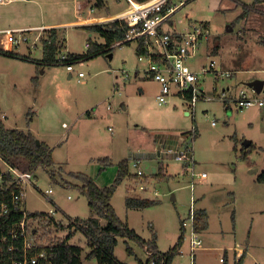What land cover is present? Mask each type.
Wrapping results in <instances>:
<instances>
[{
  "label": "rangeland",
  "instance_id": "374dc122",
  "mask_svg": "<svg viewBox=\"0 0 264 264\" xmlns=\"http://www.w3.org/2000/svg\"><path fill=\"white\" fill-rule=\"evenodd\" d=\"M33 1L14 0L0 5V29L73 23L84 19L90 9L94 10L92 18L107 15L105 9L97 7V0ZM84 2L87 5H82ZM109 4L110 13L128 6L126 1L109 0ZM252 4L253 0H171V5L178 8L165 28L183 32L195 24L208 26L210 39L202 43L190 65L198 70L214 60L217 67L222 66L233 75L216 80L209 74L204 80L208 87L214 85L218 91L230 87L233 96L246 90L249 95L264 99V89L257 94L247 86L256 80L264 81V5H255L243 16L244 7ZM27 30L30 41L19 46L13 40L23 33H0V48L12 49L16 54L0 53V119L5 120L7 128L31 131L49 145L55 163L50 170L57 178V182L51 179L50 170H34L36 187H29L24 202L28 212L49 213L56 209L55 222L66 227L68 217H93L80 190L82 182L70 173L86 174L98 186L111 187L120 162L127 159L129 175L116 186L112 205L119 218L143 239L151 240L155 233L159 250L169 251L182 234V221L188 217L194 198L196 210L208 213V228L200 232L204 249L196 253L193 264H221L225 253L230 264H236L243 253L241 264H264V182L258 181L264 174V107L236 110L226 109L218 101H200L195 113L186 117L180 98H172L168 105L158 104L160 85L145 76L143 70L147 66L139 62L135 41L114 44L107 53L82 59L74 64V72H69L63 63L42 64V44L34 42L35 36L42 33L44 37L46 33ZM59 30L66 38L62 53L86 55L88 43L101 44L103 40L96 33L91 37L92 32L85 25L61 26ZM216 46L218 51L214 54ZM79 72L84 74L81 79ZM172 103L179 105L175 108ZM161 131L170 138L179 131H194L197 137L190 144L187 137H179L175 144L165 136L155 145L154 138ZM247 141L252 142L253 149L243 158ZM185 142L196 162L195 171L209 176L204 182L196 178L193 189L189 175H179L182 165L167 154V149H181ZM135 156L141 158L139 168L150 180L142 182L149 183L148 190L138 189L136 180L140 178H135L132 162ZM14 164L29 169L23 159ZM153 167L158 172L154 173ZM49 189L53 191V201L44 194ZM128 197L156 200L158 204L128 209ZM100 221L107 224L105 219ZM45 227L36 238H42L41 243L68 235V230L54 225L46 228L50 231L47 234ZM69 244L83 248V264H98L96 259L87 257L91 249L82 232ZM182 249L184 254L177 255L174 264H192L186 241ZM240 249L237 257L236 250ZM115 256L124 264H140L139 260L148 258L136 241L125 238L118 239Z\"/></svg>",
  "mask_w": 264,
  "mask_h": 264
},
{
  "label": "built area",
  "instance_id": "2783aa9c",
  "mask_svg": "<svg viewBox=\"0 0 264 264\" xmlns=\"http://www.w3.org/2000/svg\"><path fill=\"white\" fill-rule=\"evenodd\" d=\"M116 1L120 2L122 0ZM124 1L129 4L127 11L110 21L127 20L129 23L136 25L127 33L125 39L116 45L135 41L138 46L144 48V53H137L138 59L139 62L147 66L143 70L145 76L160 85V92L157 95V102L160 106L168 105L172 98H180L190 112H195L196 106L200 101H218L224 104L226 109L234 108L236 110L264 107V99L249 95L246 90H240L233 96L230 94V87L220 91L214 85L208 87L204 80L209 74H212L216 80L233 75V73L226 70L223 71L220 67H217L216 61L213 60L208 65L199 66L198 70L190 65L189 61L196 58L202 43L210 36L208 26L195 24L183 32L176 29L168 30L165 26L170 22L172 15L178 8L171 5V0ZM11 2L12 0H0V5H7ZM182 4L183 2H181ZM94 22L96 24L106 23V21L102 20H95ZM50 29L52 28H38L37 30L38 32H43ZM26 31L29 30L4 31L0 33H23L13 40V43L19 46L30 41L26 35L27 33H25ZM41 36L42 33L35 36L34 45L41 40ZM87 47H89V43ZM68 58V53H60L58 56L59 63L65 64L69 72H74V64L65 63ZM78 77L81 79L84 74L79 72ZM187 144V142L183 143L181 149H167V154L182 165L179 175H189L188 177L191 180L190 187L193 189L195 179L197 178L200 182L204 181L208 178V174L195 171L196 162L190 146ZM0 162V185L16 188L10 194V201L3 197L0 202V218L9 217L17 212L21 213L20 219L0 229V264H39L43 261L51 264L47 251L44 248H39L41 245L46 246L51 243L46 239L48 243L44 244L40 242L42 238L40 240L36 238L40 237L42 231L40 229L45 227L42 222L54 218L57 210L51 209L47 216L31 217V213L26 210L24 202L29 187L36 185L35 171H23L5 162L1 156ZM132 162L136 169L134 176L135 178H140V181L136 178L139 191L148 190L147 186L149 183L142 185L144 179L147 178L149 182L150 180L139 168L142 163L141 158L135 156ZM6 179L8 180L5 181ZM154 193L155 195L158 194L156 191ZM44 194L51 198L53 191L49 189ZM195 202L194 198H192L188 217L182 221V227L186 230L184 239L188 243V254L191 256L192 264L196 253L204 249L203 239L196 230L197 210ZM183 252L184 250L181 248L179 254L183 255ZM220 261H224L223 257Z\"/></svg>",
  "mask_w": 264,
  "mask_h": 264
},
{
  "label": "trees",
  "instance_id": "16d2710c",
  "mask_svg": "<svg viewBox=\"0 0 264 264\" xmlns=\"http://www.w3.org/2000/svg\"><path fill=\"white\" fill-rule=\"evenodd\" d=\"M137 2H145L148 0H135ZM103 0H97V7H103ZM264 5V0H253L252 7H244L243 16H246L255 5ZM136 24H131L127 20H115L109 21L104 24H91L85 26L92 33L99 34L104 39V43H89L88 53L86 55H78L74 53H68V59L66 64H75L82 59H93L100 54L107 53L111 47L124 40L127 33ZM46 35L41 37V44L43 48V57L41 59L42 64L55 65L59 63L58 56L66 48V38L60 34V30L52 28L44 31ZM218 46L214 48L213 53L216 54ZM144 48L138 46L137 53H144ZM0 53L10 56H16L14 51L9 48H0ZM24 56V55H23ZM26 59L27 57L24 56ZM197 133L192 136L196 139ZM37 137L31 132H25L16 128H7L4 122L0 119V156L2 159L10 165L16 166V162L21 159L28 163V170L34 171L39 168L49 171L54 166L53 150L45 142L37 143ZM253 144L249 147H245L247 150L243 151V158H247L249 152H251ZM106 160V159H105ZM21 169V168H19ZM162 168H160L161 170ZM51 179L57 182V178L53 173V170L49 172ZM161 174V173H160ZM70 175L80 182L81 192L86 196L88 205L91 211L94 213L93 217L87 219L71 218L68 217L69 224L64 227L62 224H57L54 218L47 220L45 231L49 232L46 228L54 225L62 227L68 230V235L63 239H58L55 242H50L48 245H41L39 248H44L50 256L51 264H83L82 253L83 248L78 245L69 244V241L74 238L78 232H82L88 239L90 252L87 255L89 259H96L98 264H124L116 259L115 248L118 244L119 238H125L128 240L136 241L148 256L147 260H139L140 264H173L174 259L179 255L181 248L184 245L185 229L182 227V234L180 235L177 243L169 251L162 252L159 250L157 244V235L152 234L151 240H145L134 229H131L127 222H124L119 218L112 205V198L115 193L116 186L119 185L129 175V163L128 160L120 162L118 168V176L115 180V184L111 187H100L96 182L83 173H73ZM162 175V174H161ZM10 179V178H9ZM169 179V177H166ZM6 179L5 181H7ZM258 181L264 182V174L258 177ZM6 184V183H5ZM65 184H69L65 182ZM14 187H6L0 185V202L3 197L10 201V194ZM156 200L128 197L126 199V207L136 209H146L157 205ZM47 213H31V217L47 216ZM21 213L17 212L9 217L0 218V229L7 226L9 223L20 219ZM100 219H105L107 224L102 225ZM208 228V213L206 210L197 211L196 218V230L200 233ZM63 229V230H64ZM128 252L132 253V249L127 248ZM244 254V253H243ZM241 255L236 264L243 262L244 256ZM223 264H230L227 253L223 257ZM39 264H47L45 261Z\"/></svg>",
  "mask_w": 264,
  "mask_h": 264
},
{
  "label": "crops",
  "instance_id": "0c3cea01",
  "mask_svg": "<svg viewBox=\"0 0 264 264\" xmlns=\"http://www.w3.org/2000/svg\"><path fill=\"white\" fill-rule=\"evenodd\" d=\"M22 1H25V2H34L33 0H22ZM122 1H124V0H122ZM12 2H14V0H12ZM11 2V3H12ZM103 7H99V8H103V9H105V12L107 13V15L105 16V15H98L97 17H95V18H92L91 17V12H94V10L92 9H90V12L88 13V15L84 18V19H78L77 21H74L73 23H69V22H64V23H59V24H48V23H43V24H40V25H21V26H18V27H14V28H11V29H0V32H4V31H15V30H27V29H38V28H57V29H59V27H61V26H80V25H85V26H87V25H91V24H93V22L95 21V20H102V21H110V20H113V19H115L117 16H119V15H121L122 13H124L125 11H127V9L129 8V4H128V2H127V8H125V9H119L118 11H116V12H114V13H110L111 12V10H110V4H109V0H103ZM118 2V1H117ZM82 3V2H81ZM119 3V2H118ZM7 5H9V4H7ZM77 5L80 7L81 6V4H79V2H77ZM82 5H87V2H84ZM102 9V10H103ZM80 10V9H79ZM78 10V11H79ZM102 12H104V11H102ZM95 23V22H94ZM80 24V25H79ZM37 32H38V30H36ZM95 33H91L90 34V36L92 37L93 35H94ZM14 35V34H13ZM211 36V35H210ZM102 38V37H101ZM103 39V38H102ZM208 39H210V37L208 38ZM101 42V41H100ZM101 43H104V39L102 40V42ZM128 43H130V42H128ZM117 44V43H116ZM115 44V45H116ZM121 45V44H120ZM86 47H87V45H86ZM87 48H89V47H87ZM222 70H224L223 69V67L222 66H219ZM227 71V70H226ZM229 71V70H228ZM143 92V91H142ZM171 103V102H170ZM169 103V104H170ZM173 105V103L171 104V106ZM177 105H179V104H174L173 106L175 107V108H177ZM181 107L183 108L182 109V114L184 115V116H186V117H190L193 113H195V112H190L189 111V109L185 106V104H183V105H181ZM4 122H5V120H4ZM65 125V124H64ZM167 130V129H166ZM76 131V130H75ZM194 133V131H186V132H180L179 131V133H177V134H175V135H173V134H171L172 135V137L170 138V136L168 135H165L166 133L165 132H163V131H161V133H160V135H159V133H158V135L159 136H157V137H155L154 139H155V141H156V143H155V145L159 142L158 140L161 138V137H167V139H170L171 140V142L172 143H175L176 144V142L177 141H179V137H180V139H183L184 137L186 138V140H187V142L190 144V143H192L193 142V138L192 139H190V137H192L191 136V133ZM185 141V140H184ZM251 144H252V142H250ZM250 144V145H251ZM48 145V144H47ZM179 147V146H178ZM177 146H176V148H178ZM175 149V148H174ZM170 160V159H169ZM168 160V161H169ZM156 162H158V164H160V161L159 160H157ZM166 166H169V162L168 163H166ZM160 168H161V165H159V170H160ZM153 171H154V173H156V172H158V169L156 168V167H153ZM208 178H209V176H208ZM207 178V179H208ZM206 179V180H207ZM205 181V180H204ZM203 181V182H204ZM52 201H53V196L50 198ZM174 200V199H173ZM183 248V247H182ZM90 252V251H89ZM89 252H88V254H89ZM236 252H237V254H236V256L238 257V255L239 254H241V252H242V250L240 249V250H236ZM83 253H84V250H83ZM87 254V255H88ZM221 259V258H220ZM221 262V261H220ZM174 264V263H173ZM221 264H223V262H221Z\"/></svg>",
  "mask_w": 264,
  "mask_h": 264
},
{
  "label": "water",
  "instance_id": "95a60500",
  "mask_svg": "<svg viewBox=\"0 0 264 264\" xmlns=\"http://www.w3.org/2000/svg\"><path fill=\"white\" fill-rule=\"evenodd\" d=\"M229 30L232 31L233 29L230 28ZM110 57H111V56H110ZM247 86H248L249 88H251L253 91H255L257 94H259V93H261V92L263 91V89H264V81H262V80H256V81H253V82L247 83ZM37 143L39 144L40 141L37 140ZM250 144H251V143L247 141V142L245 143V147H249ZM173 199H174V198H173Z\"/></svg>",
  "mask_w": 264,
  "mask_h": 264
}]
</instances>
